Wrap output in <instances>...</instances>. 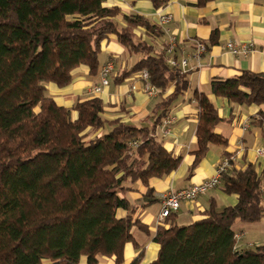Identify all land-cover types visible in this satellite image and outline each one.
Instances as JSON below:
<instances>
[{
    "label": "trees",
    "instance_id": "obj_1",
    "mask_svg": "<svg viewBox=\"0 0 264 264\" xmlns=\"http://www.w3.org/2000/svg\"><path fill=\"white\" fill-rule=\"evenodd\" d=\"M149 1L157 10L171 0ZM212 1L195 0V6ZM119 15L120 8L105 6V0H0V264H97L98 257L122 264L124 245L137 246L132 229H147L120 195L135 183L151 193L149 181L168 176L181 162L155 131L188 90L186 74L167 64L164 48L134 40L137 28L161 37L157 25L138 14L123 15L121 25ZM110 35L141 56L118 80L145 70L158 90L151 127L106 120L98 97L65 108L46 94L48 84L70 85L80 66L96 75L101 44ZM170 85L173 91L162 97ZM209 88L228 103L264 106L262 74L242 71L212 80ZM194 99L196 149L189 176L208 144H227L214 133L223 120L215 105L205 93L195 92ZM255 121L264 123V116ZM262 182L254 164L232 167L218 187L235 195L236 203L217 210L211 198L202 217L189 224L170 214L168 227L158 226L152 236L159 249L149 264H264V243L240 248L233 231L236 222L264 219ZM118 209L128 214L117 218Z\"/></svg>",
    "mask_w": 264,
    "mask_h": 264
},
{
    "label": "crops",
    "instance_id": "obj_2",
    "mask_svg": "<svg viewBox=\"0 0 264 264\" xmlns=\"http://www.w3.org/2000/svg\"><path fill=\"white\" fill-rule=\"evenodd\" d=\"M105 6H117L121 15L117 21L123 25V15L138 14L150 23L157 25L162 36L152 38L143 28L134 29L135 41H144L154 45L157 50L164 47L169 35H174L178 42L175 58L177 61L186 59L185 74L188 81V90L180 96L170 110L175 118L167 134H163L162 126L156 128L155 134L164 148L174 156H180L178 168L161 179H151L149 189L140 183L130 186V190L121 197H125L130 205L131 215L147 229V233L137 228L132 229V236L137 246L126 243L123 249L122 264H131L140 255L139 264H149L156 256L159 246L152 241L158 226L168 227L165 220H159L161 198L170 191L184 189L192 184L201 183L212 177L220 159L243 147L238 167L245 162L256 166L262 174L264 186V155L257 154L258 149L264 150V123L254 121L264 116L263 105H238L216 98L210 92V82L214 79H230L240 75L242 71H250L264 75V1L256 0H213L203 8L195 6V0H171L165 6L154 9L149 0H105ZM158 14H170L172 21L167 25H160ZM212 32H216L215 42L211 43ZM228 41L239 43H253L254 52L246 57H235L228 54L225 44ZM207 45V51L196 60L192 54L196 44ZM110 58L114 59V73L109 85L98 94H91L92 86L99 84V69ZM141 56L132 54L116 37L110 35L101 44L98 55L99 69L96 75H90L86 66H80L72 72V82L64 88H57L53 84L46 85V94L57 105L71 108L78 100L98 97L103 103L106 120L120 119L122 122L136 127H151L155 118V106L160 97L149 96L145 92V83L140 73H133L124 80L118 77L125 70L131 68ZM173 91L170 85L162 97ZM205 93L215 105L222 122L214 129V133L227 139L226 146L208 144L207 152L193 168L189 176L190 167L194 162L192 152L196 149L195 130L198 109L194 93ZM73 118L75 113L72 114ZM247 122L248 129L242 130V124ZM189 176V177H188ZM213 199L217 210L236 203V196L224 194L219 187L201 196L193 202H182L180 209L174 214L175 221L180 224H189L202 217L208 208L210 199ZM127 211L118 209L117 218H123ZM236 236L244 232L240 230ZM240 248L244 246L238 245ZM84 264V259H82ZM97 264H115L113 258L98 257Z\"/></svg>",
    "mask_w": 264,
    "mask_h": 264
},
{
    "label": "built area",
    "instance_id": "obj_3",
    "mask_svg": "<svg viewBox=\"0 0 264 264\" xmlns=\"http://www.w3.org/2000/svg\"><path fill=\"white\" fill-rule=\"evenodd\" d=\"M172 21V16L170 14H158V22L160 25H167ZM178 42L174 35H169L164 43V51L167 55L166 62L172 68H178L182 73L185 72L186 59H181L177 61L175 58V52L177 51ZM225 50L228 54L235 57H246L254 52L253 43H239L236 41H228L225 44ZM207 48L203 43L196 44V50L192 54V57L196 60L199 56L206 52ZM114 59H108L99 70V84L94 85L90 88L89 93L98 94L103 88L109 85L111 76L114 73ZM140 77L145 83V92L149 96H156L158 90L148 83V74L144 70L140 72ZM175 118L169 113L167 114L161 126L163 128V134H167L169 127L174 122ZM248 129V123L242 124V130L246 131ZM243 152V147H239L235 152L223 156L218 165L216 166L215 173L212 177L207 180L192 184L184 189L177 191H170L163 195L161 198V210L159 213V220H165L170 214H175L180 209V204L182 202H193L201 196H205L208 192L216 189L221 182V177L227 174L232 167L237 166L240 160V155ZM257 154L259 156L264 155L263 149H258ZM260 193L264 195V186L261 187ZM237 241L241 239V236H236Z\"/></svg>",
    "mask_w": 264,
    "mask_h": 264
},
{
    "label": "rangeland",
    "instance_id": "obj_4",
    "mask_svg": "<svg viewBox=\"0 0 264 264\" xmlns=\"http://www.w3.org/2000/svg\"><path fill=\"white\" fill-rule=\"evenodd\" d=\"M240 230L244 232V238L242 241H237L238 245L255 248L264 243V219L255 223L236 222L233 231L238 233Z\"/></svg>",
    "mask_w": 264,
    "mask_h": 264
}]
</instances>
